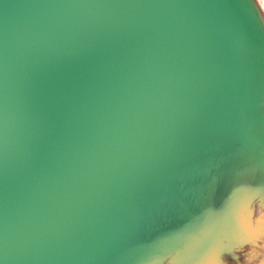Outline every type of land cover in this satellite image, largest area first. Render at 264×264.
<instances>
[{
	"label": "water",
	"instance_id": "1",
	"mask_svg": "<svg viewBox=\"0 0 264 264\" xmlns=\"http://www.w3.org/2000/svg\"><path fill=\"white\" fill-rule=\"evenodd\" d=\"M200 1L0 0V264H160L182 239L175 261L220 264L247 244L195 252L232 201L253 224L264 199L219 167L264 148V42L251 5L224 0L258 48L256 95L235 67L219 76L205 37H184ZM204 166L218 194L197 208Z\"/></svg>",
	"mask_w": 264,
	"mask_h": 264
},
{
	"label": "bare ground",
	"instance_id": "2",
	"mask_svg": "<svg viewBox=\"0 0 264 264\" xmlns=\"http://www.w3.org/2000/svg\"><path fill=\"white\" fill-rule=\"evenodd\" d=\"M210 1V0H209ZM202 4V11H201V25L197 26V29L192 30V31H184V37L186 39H193L197 38L200 36H203L207 39L208 42V61L211 63L213 66H217L219 69V73L221 75V78L224 77V70L226 68V73L229 71H232L233 69L236 68L238 70L239 74L241 73L245 74L246 80H248L247 83V90L248 91H253L257 95V89L259 88V83H254V86L251 84V80L253 79V71L252 69H249L252 63L256 60V63L259 64L260 61V54L258 52V48L255 44V42L252 41V38L246 37V28L245 25L242 28V21L240 19L241 10L243 7L241 6L233 10H228V7L225 5L224 0H212L211 2H208V0H201L200 1ZM247 3L249 4V7L251 5L252 11L255 12V24L256 27L262 32V42H264V26H262V16H260V13L255 10L254 6L255 4L252 3L251 0H243V6L246 7ZM217 11V12H216ZM216 12L214 15L215 19L213 20V14ZM218 15H220L218 17ZM259 18V19H258ZM260 20V21H259ZM213 21L212 23H210ZM181 33L180 35H182ZM261 37V36H260ZM209 38V40H208ZM246 47V48H245ZM262 47V46H261ZM178 46H172L168 51L169 56H168V63L165 64H160L158 65V72H163L168 68V64L171 60H174L176 58L177 52H178ZM182 54V51H181ZM235 67V68H234ZM245 69V72H243ZM251 79L249 81V78ZM253 90H251L252 88ZM249 87L251 89H249ZM237 146H243L241 143L237 144ZM244 147V146H243ZM239 148L240 147H236ZM247 157L243 158L240 157V152L239 151H233L231 153H224L223 160L226 162V165L230 164H239V166H236V175L237 179H242L243 184L246 186L252 185L250 188H257L259 182L264 181V150L262 152H249L246 154ZM199 173H203L201 175H198ZM234 171V170H233ZM215 173H211L208 171V169L204 166L203 168L193 172L191 176L198 175L201 187L197 192V197L200 199L199 203L194 205V207H199V205L203 204L204 202L208 200H212L211 198L208 199V192L210 195L213 197L217 196V192L215 189H213L212 185V180H213V175ZM264 185V184H263ZM249 188V189H250ZM256 190V189H255ZM206 193L207 195V200L205 197H202L203 193ZM204 193V194H205ZM248 193V192H247ZM205 195V196H206ZM243 193L240 195L242 196ZM239 196V197H240ZM235 202H231V206L227 208V210L224 212V220H237L239 222L242 219V214H240L238 205H235ZM238 224V223H237ZM210 228V225H208ZM238 226V225H237ZM212 230V228H210ZM252 227H249L248 229H245L247 232L246 233L248 236L245 237V240L249 241L250 238H254L256 240L259 236L258 233H256V230ZM210 230V231H211ZM213 231V230H212ZM218 233L215 231L208 233L209 235V241L208 237H206V240L204 242V249L205 255L203 259H208L212 257V255H208V249L212 248L213 246H216L215 249V255L213 256V259L217 260L220 256V254L223 251L228 250V246H222L220 244H215L217 243L214 240H217V235ZM260 234V233H259ZM216 238V239H215ZM209 242V244H208ZM215 242V243H214ZM220 241H218L219 243ZM244 242V240L242 241ZM203 245V242H202ZM209 246V248H208ZM202 254L204 252H201ZM174 260V259H173ZM51 264H59L58 260L55 262H52ZM70 264V263H69Z\"/></svg>",
	"mask_w": 264,
	"mask_h": 264
},
{
	"label": "rangeland",
	"instance_id": "3",
	"mask_svg": "<svg viewBox=\"0 0 264 264\" xmlns=\"http://www.w3.org/2000/svg\"><path fill=\"white\" fill-rule=\"evenodd\" d=\"M259 6V9L262 13V19L264 21V3L262 0H255ZM219 76L221 77V75L219 74ZM236 147H241L243 146H236ZM264 150L261 149L258 152H262ZM228 153H231L229 151H227ZM250 152H256V151H250ZM247 153H249L248 151L245 152L243 154V158L247 157ZM242 154V152H240V155ZM161 161V157L159 156V158L155 159V165L154 167H156ZM226 162L222 159L219 167H224V168H229V170H234V173L236 175V170L237 168H235L236 166H239V164H230V165H226ZM236 169V170H235ZM203 173H199L198 171V175H201ZM233 175V176H235ZM264 181L259 182L258 184V188L261 189V187L263 186ZM230 188H227V191L230 192ZM259 191V189H257V192ZM217 192V191H216ZM205 193V192H204ZM202 194V197L207 200V195ZM218 194V193H217ZM206 195V196H205ZM198 198V197H197ZM212 199V200H208L206 201L207 205L212 206L214 204V197L212 195L209 194L208 192V199ZM254 197H252L251 199H253ZM227 199V198H226ZM200 201V199H199ZM224 202L226 200H223ZM209 202V203H208ZM245 203H240L238 204V201L236 200V204L238 205L240 214H242V219L237 222V220H224V212L227 210H224L221 212V214H219L218 216L214 217L213 220L209 221V225L210 228H212V230L209 228V226L206 228L205 230V235H203L202 237H199L198 239V246L195 250V252L201 253L204 252L203 254H205L206 250L204 251V242L206 240V237H208L209 235H207L208 233L212 232H217L218 234L216 235L217 243L215 244H220L223 246L224 240L226 238H228V243L225 246H228V250L226 251H230L232 250L234 247H238L241 244L247 243L243 246H240L236 249H234V252L230 253V254H226L224 255L223 258V263L220 264H229L228 259H232V261H234L235 264H257L259 261L264 259V199L262 202H257L254 205H252V212H253V216H252V222L250 221V212L249 214H244L242 211V205H244ZM202 205V204H201ZM199 205V207L201 206ZM206 207V206H205ZM204 207V208H205ZM238 223V224H237ZM167 223L164 222V225H166ZM238 225V226H237ZM249 227H252L256 230V233H258V238L256 240H254V238H250L249 241L245 240V237H247L248 235L246 233H249V231L247 232L245 229H248ZM253 229V231H254ZM211 230V231H210ZM251 234V233H249ZM210 237V236H209ZM209 237H208V241H209ZM215 238V239H216ZM225 238V239H224ZM244 240V242H242ZM218 241H220L218 243ZM203 242V245H202ZM251 242V243H248ZM187 243V240L182 239L181 242L177 245H174V249L173 250H169L167 252V254H165L163 261L160 264H200L199 263V259L198 258H193L190 261L185 260L184 258H181V261H175V259L173 258L175 256L176 253H187L186 249L188 247V245H185ZM209 244V242H208ZM201 245V246H200ZM209 248V246H208ZM221 255V254H220ZM182 257V255H181ZM174 259V260H173Z\"/></svg>",
	"mask_w": 264,
	"mask_h": 264
},
{
	"label": "flooded vegetation",
	"instance_id": "4",
	"mask_svg": "<svg viewBox=\"0 0 264 264\" xmlns=\"http://www.w3.org/2000/svg\"><path fill=\"white\" fill-rule=\"evenodd\" d=\"M228 262H229V264H235L234 261H232V259H228ZM259 263H260V261L257 264H259Z\"/></svg>",
	"mask_w": 264,
	"mask_h": 264
},
{
	"label": "built area",
	"instance_id": "5",
	"mask_svg": "<svg viewBox=\"0 0 264 264\" xmlns=\"http://www.w3.org/2000/svg\"><path fill=\"white\" fill-rule=\"evenodd\" d=\"M263 1V3H264V0H262Z\"/></svg>",
	"mask_w": 264,
	"mask_h": 264
}]
</instances>
